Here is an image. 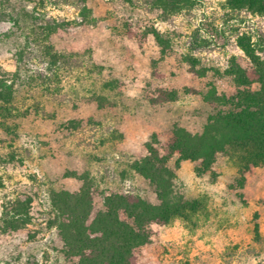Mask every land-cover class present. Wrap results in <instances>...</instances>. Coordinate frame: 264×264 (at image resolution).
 I'll return each instance as SVG.
<instances>
[{
	"label": "rangeland",
	"instance_id": "374dc122",
	"mask_svg": "<svg viewBox=\"0 0 264 264\" xmlns=\"http://www.w3.org/2000/svg\"><path fill=\"white\" fill-rule=\"evenodd\" d=\"M34 18L59 24L49 42L70 61L42 79L29 56L39 47L25 42ZM247 29L264 30V14L230 11L226 0H0V77L26 53L10 113L0 117V264L77 262L64 255L50 208L51 191L81 187L73 173L91 180L95 210L110 192L156 203L128 163L146 154L153 133L164 144L174 125L202 130L211 108L199 93H234L224 70L232 58L250 66L235 43ZM159 90L176 99L153 103ZM168 165L176 192L199 208L153 224L137 262L264 264V166L241 174L223 153L203 175L198 161ZM26 199L29 219L13 228V203Z\"/></svg>",
	"mask_w": 264,
	"mask_h": 264
},
{
	"label": "trees",
	"instance_id": "16d2710c",
	"mask_svg": "<svg viewBox=\"0 0 264 264\" xmlns=\"http://www.w3.org/2000/svg\"><path fill=\"white\" fill-rule=\"evenodd\" d=\"M226 6L230 11L264 14V0H226ZM34 21L25 42L39 47L29 56L39 66L37 76L42 79L50 75L52 68L70 65V61L49 42L50 36L60 28L59 24L53 19L45 20L44 25ZM153 35L158 42V34ZM235 43L250 66L244 68L232 58L224 70L235 87L233 94H218L214 86L206 92H198L211 108L202 130L191 133L174 125L164 144L153 133L144 143L146 154L128 163V168L153 188L156 203L135 193L110 192L103 196L102 208L95 210L91 180L76 173L73 177L82 183L77 192H50L53 225L63 243L64 255L76 258L75 264H139L135 251L150 241L153 224L165 225L172 218L186 217L199 208L196 201L186 200L176 192L175 172L168 165L172 157H176V163L198 161L195 169L198 175L211 170L218 153L234 158L241 174L251 167L264 166V30L240 32L236 34ZM25 57L24 50L18 51L14 73L10 78L0 77L2 119L10 113L14 84L26 71ZM175 99L176 92L159 90L152 101L162 103ZM29 208V199L13 203L16 219V223L11 224L13 228L27 223Z\"/></svg>",
	"mask_w": 264,
	"mask_h": 264
}]
</instances>
